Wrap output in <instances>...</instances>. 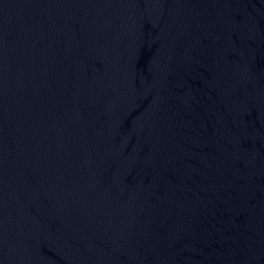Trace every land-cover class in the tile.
Segmentation results:
<instances>
[{
	"label": "water",
	"instance_id": "95a60500",
	"mask_svg": "<svg viewBox=\"0 0 264 264\" xmlns=\"http://www.w3.org/2000/svg\"><path fill=\"white\" fill-rule=\"evenodd\" d=\"M0 264H264V0H0Z\"/></svg>",
	"mask_w": 264,
	"mask_h": 264
}]
</instances>
